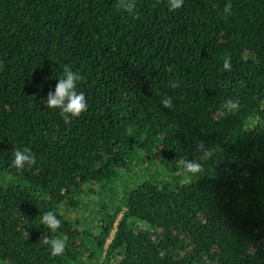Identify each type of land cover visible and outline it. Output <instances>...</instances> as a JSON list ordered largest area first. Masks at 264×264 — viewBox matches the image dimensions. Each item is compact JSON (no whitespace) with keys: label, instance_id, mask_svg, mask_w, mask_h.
I'll return each mask as SVG.
<instances>
[{"label":"trees","instance_id":"obj_1","mask_svg":"<svg viewBox=\"0 0 264 264\" xmlns=\"http://www.w3.org/2000/svg\"><path fill=\"white\" fill-rule=\"evenodd\" d=\"M227 2L0 0V264H264V0ZM66 64L89 105L71 125L45 104ZM199 141L213 155L180 183Z\"/></svg>","mask_w":264,"mask_h":264},{"label":"clouds","instance_id":"obj_2","mask_svg":"<svg viewBox=\"0 0 264 264\" xmlns=\"http://www.w3.org/2000/svg\"><path fill=\"white\" fill-rule=\"evenodd\" d=\"M168 7L171 11H176L183 7L184 0H167ZM115 7L123 12L134 14L137 8V0H115ZM232 14L231 0L224 5L222 10V17L226 18ZM231 59L226 58L223 62V69L225 71L231 70ZM84 77L78 72L74 71L70 65H65L63 73L57 79L54 91H49L45 100L46 107L50 109H58L59 115L66 125H71L72 121L88 110V100L82 91L78 90V82L82 81ZM170 87H179L178 82H170ZM161 105L166 109L173 107L172 97L163 96L161 98ZM240 102L238 99L226 98L224 101V109L228 113L234 114L239 111ZM196 151L198 156L196 159H187L180 157L177 164L186 173L193 176L200 174L204 170V165L201 161L208 160L213 155V150L206 147L203 141L196 144ZM13 160L12 167L18 170H24L25 167H32L37 163L36 154L30 147L14 148L12 150ZM40 222L43 226L49 229L53 235L42 236L40 242L47 246L50 255L59 257L64 254L67 244V238H60L57 230L61 226V221L57 218L53 211H45L40 215ZM25 238H28V233L25 232Z\"/></svg>","mask_w":264,"mask_h":264},{"label":"rangeland","instance_id":"obj_3","mask_svg":"<svg viewBox=\"0 0 264 264\" xmlns=\"http://www.w3.org/2000/svg\"><path fill=\"white\" fill-rule=\"evenodd\" d=\"M155 168H156V170H157V167L155 166ZM157 171H159V173H162V171H160L159 169L157 170ZM201 173H203V172H201ZM201 173L200 174H198V175H196V176H193V175H191V174H189V173H186V172H181L180 170H179V178H178V182H190L192 179H195V178H198V177H200L201 176ZM153 176L156 178V182H158V181H163V182H166L167 181V174L166 173H164V174H158L157 172H155L154 171V173H153ZM118 188H119V186H116V190L118 191ZM111 191H113V195H114V190H111ZM110 194V193H109ZM93 199V198H92ZM95 201V200H94ZM87 203L88 204H91L88 200H87ZM92 205V204H91ZM94 207V206H93ZM88 214H90V211L89 210H87L86 211ZM93 216H94V214H92ZM95 216H98V214H95ZM136 222H137V225H139L140 227H142L143 229H146V228H148V225L145 223V222H142V221H137L136 220Z\"/></svg>","mask_w":264,"mask_h":264}]
</instances>
